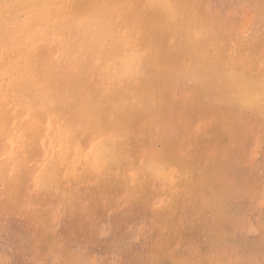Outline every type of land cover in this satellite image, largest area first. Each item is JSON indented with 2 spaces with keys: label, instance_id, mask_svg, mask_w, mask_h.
<instances>
[{
  "label": "rangeland",
  "instance_id": "374dc122",
  "mask_svg": "<svg viewBox=\"0 0 264 264\" xmlns=\"http://www.w3.org/2000/svg\"><path fill=\"white\" fill-rule=\"evenodd\" d=\"M0 6V264H264V94L247 91L264 87V0ZM99 138L124 162L98 169Z\"/></svg>",
  "mask_w": 264,
  "mask_h": 264
},
{
  "label": "bare ground",
  "instance_id": "6f19581e",
  "mask_svg": "<svg viewBox=\"0 0 264 264\" xmlns=\"http://www.w3.org/2000/svg\"><path fill=\"white\" fill-rule=\"evenodd\" d=\"M5 1V0H4ZM28 2H30L31 0H27ZM33 1V0H32ZM45 1V0H44ZM50 1V0H49ZM35 2H36V0H35ZM37 2H38V0H37ZM184 2V1H183ZM43 3H45V2H43ZM108 3V2H107ZM185 3H187V1H185ZM189 3V2H188ZM187 3V4H188ZM183 5H184V3H182ZM187 4H185L184 6H186ZM179 5H181V3L179 4ZM182 5V6H183ZM257 5V4H256ZM5 7V6H4ZM7 7V6H6ZM32 7V6H31ZM37 7V6H36ZM41 7V6H40ZM105 7H106V4H105ZM111 7V5L109 6V8ZM187 7V6H186ZM197 7V6H196ZM10 8V7H9ZM9 8H7V9H9ZM39 8V7H38ZM44 8H45V6H44ZM185 8V7H184ZM258 8V7H257ZM23 9V8H22ZM0 10L2 11V7L0 6ZM19 10V9H18ZM24 10V9H23ZM38 10V9H37ZM91 9H89V11H90ZM7 11V10H6ZM11 11H12V9H11ZM29 11V10H28ZM42 11V10H41ZM44 11V10H43ZM137 11H139V10H137ZM136 11V12H137ZM104 12H106V11H104ZM140 12V11H139ZM107 13V12H106ZM108 13H109V11H108ZM198 13H200V11L198 12ZM2 14V13H1ZM14 14H15V12H14ZM32 14H34L33 12H32ZM44 14V13H43ZM138 14V13H137ZM141 14V13H140ZM36 14H34V15H32V16H35ZM110 15H111V13H110ZM6 16H7V14H6ZM38 17H39V15H38ZM110 17V16H109ZM193 17V16H192ZM31 18V17H30ZM108 18V17H107ZM112 18V17H111ZM114 18V17H113ZM115 19V18H114ZM192 19H194V17L192 18ZM8 19H6V20H4L5 22L7 21ZM99 20H101V19H98L96 22H99ZM216 20V19H215ZM3 21V20H2ZM3 21V22H4ZM104 21V20H103ZM109 21V20H108ZM176 21V20H175ZM191 21V20H190ZM101 22V21H100ZM178 22V21H177ZM213 22V21H212ZM102 24H103V22H101ZM105 23H106V21H105ZM111 23V22H110ZM179 23V22H178ZM180 23H181V21H180ZM100 24V23H99ZM112 24V23H111ZM177 24V23H176ZM176 24L174 25V23L172 24V25H174V27H176ZM182 24V23H181ZM187 24V26H189L188 25V23H186ZM127 25H128V23H127ZM6 26V25H5ZM108 26H110L109 25V23H108ZM131 26H133V25H131ZM178 26V25H177ZM180 26V25H179ZM182 26V25H181ZM186 26V25H185ZM186 26V27H187ZM1 27H2V25H1ZM7 27V26H6ZM98 27V26H97ZM120 27V26H119ZM135 27V26H134ZM139 27V26H138ZM138 27H136V28H138ZM185 27V28H186ZM76 28V27H75ZM116 28H118V27H116ZM130 28H132V27H130ZM99 29V28H98ZM103 29V28H102ZM102 29H101V31H102ZM133 29V28H132ZM138 29H140V28H138ZM72 30H74V29H72ZM106 30V29H105ZM124 30V29H123ZM129 30V29H128ZM131 30V29H130ZM192 30L193 29H190V32H191V41L193 40L192 39V36H193V33H192ZM4 31V30H3ZM2 31V32H3ZM107 31V30H106ZM96 32V31H95ZM103 32V31H102ZM209 32V31H208ZM93 33V32H92ZM204 33V32H203ZM87 33H85V35H86ZM94 34H96V33H94ZM100 34H101V32H100ZM209 34V33H208ZM79 35V34H78ZM80 35H81V33H80ZM79 35V36H80ZM202 35V34H201ZM83 36H84V34H83ZM209 36H210V34H209ZM208 36V37H209ZM9 37V36H8ZM216 37V36H215ZM82 38V37H81ZM190 38V37H189ZM85 39V38H84ZM94 39V38H93ZM98 39V38H97ZM186 39V38H185ZM81 40V39H80ZM96 40V39H95ZM101 40V39H100ZM185 41H187V40H185ZM184 41V42H185ZM91 42V41H90ZM188 42V41H187ZM193 42V41H192ZM8 43V42H7ZM79 43H80V41H79ZM82 43V42H81ZM85 44H88V43H85ZM184 44V43H183ZM188 44V43H187ZM186 44V45H187ZM80 45V44H79ZM81 45H83V44H81ZM117 45V44H116ZM186 45H184V48H185V46ZM194 45V44H193ZM90 46V45H89ZM88 46V47H89ZM119 46V45H118ZM170 46V45H169ZM83 47V46H82ZM123 47V46H122ZM188 47V46H187ZM86 48V47H85ZM84 48V49H85ZM172 48V47H171ZM192 48V47H191ZM173 49V48H172ZM93 50V49H92ZM109 50V49H108ZM118 50V49H117ZM184 50V49H183ZM191 50V49H190ZM84 51V50H83ZM88 51H90V50H88ZM110 51V50H109ZM119 51V50H118ZM121 51V50H120ZM85 52V51H84ZM83 52V54H85ZM111 52V51H110ZM113 52V51H112ZM188 52H189V50H188ZM187 52V53H188ZM257 52V51H256ZM184 53V52H183ZM187 53H185V55H179L180 57H185L186 55H187ZM251 52H249V53H247V55L248 54H250ZM255 53V52H254ZM258 53V52H257ZM259 53H260V51H259ZM259 53H258V55L257 56H259ZM87 54V53H86ZM180 54V53H179ZM245 54V53H244ZM252 54H253V52H252ZM112 55V54H111ZM178 55V54H177ZM251 55V54H250ZM263 55V54H262ZM261 55V56H262ZM176 56V55H175ZM187 56H189V55H187ZM246 56V55H245ZM244 55H243V57H245ZM264 56V55H263ZM179 57V58H180ZM248 57V56H247ZM187 58V57H186ZM185 59V58H184ZM181 60H183V59H180V61ZM178 60H176V62H177ZM200 62V61H199ZM142 63V62H141ZM173 64V63H172ZM178 64V63H177ZM174 65V64H173ZM202 65V64H201ZM141 66V65H140ZM176 66H178V65H176ZM180 66V65H179ZM137 67V66H136ZM261 67V66H260ZM262 67H264V66H262ZM132 68V67H131ZM135 68V67H134ZM134 68H133V70H134ZM141 68H144V67H141ZM147 68V67H146ZM194 69V68H193ZM192 69V70H193ZM214 69H215V67H214ZM145 70V69H144ZM190 70V69H189ZM199 71V70H198ZM135 72V71H134ZM145 72V71H144ZM145 74H147V73H145ZM191 77V76H190ZM212 79V81H215V79H216V74L211 78ZM189 83V82H188ZM164 84H165V81H164ZM163 83H162V85H164ZM249 86V89L247 90L248 92H249V95H250V97H252V95H254V94H258V92H259V94H264V87L263 88H259L258 89V91H256V90H254L255 89V87H254V85H253V83L251 84V85H248ZM162 87V86H161ZM175 87H178V86H175ZM164 89L165 88H167V87H163ZM160 89V88H159ZM158 89V90H159ZM169 90V89H168ZM156 91V90H155ZM162 91L163 90H161V93H162ZM179 91V90H178ZM172 92H174V90H172ZM168 93H169V91H168ZM177 92H175L174 94H176ZM172 94V93H171ZM173 95V94H172ZM171 95V96H172ZM181 95V94H180ZM174 96H176V95H173V99L175 98L176 99V97H174ZM177 96H179L178 95V93H177ZM183 96V95H182ZM73 97V96H72ZM160 97V96H159ZM161 98V97H160ZM168 98H170V96L168 97ZM171 99V98H170ZM174 99V100H175ZM178 99H180V98H178ZM56 100H58V99H56ZM235 99H232V101H234ZM77 101V100H76ZM160 101V100H159ZM163 101H164V99H163ZM57 102V101H56ZM156 102V101H155ZM57 103H59V101L57 102ZM68 103V102H67ZM75 103V102H74ZM149 103H151V102H149ZM73 104V103H72ZM156 104V103H155ZM164 104V103H163ZM67 105V104H66ZM151 105H149V107H150ZM78 107V106H77ZM156 108V107H155ZM150 109V108H149ZM159 109V108H158ZM163 109V108H162ZM161 109V111H163ZM75 111V110H74ZM219 112H220V110H219ZM101 116V115H100ZM103 117V116H102ZM220 117H221V115H220ZM218 118H219V116H218ZM77 119V118H76ZM72 120V119H71ZM74 120V119H73ZM102 121L104 120V118L103 119H101ZM105 121V120H104ZM69 121H67V123H68ZM82 122V121H81ZM66 123V124H67ZM78 123H80V122H78ZM101 123H103V122H101ZM68 125V124H67ZM76 125H77V123H76ZM111 125V124H110ZM68 126H70V127H68L69 129L68 130H66L65 131V133H64V135H66L67 137H71L73 134H75V132H76V130H77V128L78 127H81V125L80 126H75L74 124H72V126H71V124L70 125H68ZM82 126H83V124H82ZM65 127H66V125H65ZM101 127H103L104 128V126H101ZM148 128L149 127H147V130H148ZM89 129H91V128H89ZM93 129V128H92ZM146 130V132H148ZM89 131V130H88ZM95 131V130H94ZM101 131V130H100ZM93 132V131H92ZM103 132H107V131H103ZM102 132V133H103ZM108 133V132H107ZM101 134V133H100ZM152 134V133H151ZM103 135V134H102ZM155 135V134H154ZM150 136H152V135H149V137ZM100 137V136H99ZM102 137V136H101ZM100 137V138H101ZM107 137V136H106ZM99 138V140L100 141H97L98 142V145H99V149H98V151L97 152H95V153H92V156H91V159L90 160H92V162H93V164H95V166L98 168V169H101V168H105V167H111L112 166V164H115V163H123L124 162V159H125V156H126V154H127V151L125 150V148L123 147V145L121 144H119V143H117L115 140H113V141H110V140H103L102 141V139H100ZM135 138V137H134ZM71 139V138H70ZM128 139V138H127ZM133 139V138H132ZM136 139V138H135ZM138 139V138H137ZM154 139V138H153ZM153 139H152V141H153ZM140 140V139H139ZM142 140H143V138H142ZM149 140H150V138H149ZM97 142H95V144L97 143ZM127 142L128 143H131L132 142V140H127ZM138 142V141H137ZM197 142H198V140H197ZM138 143H140V142H138ZM150 143V142H149ZM132 144H134V143H132ZM131 144V145H132ZM151 144V143H150ZM149 144V145H150ZM137 145V144H136ZM130 146V145H129ZM128 146V147H129ZM134 146V145H133ZM136 147V146H135ZM134 147V148H135ZM171 147H172V145H171ZM170 147V148H171ZM180 147V146H179ZM133 148V149H134ZM185 148V147H184ZM168 149H169V146H168ZM180 149V148H179ZM151 150V149H150ZM175 150V149H174ZM181 150V149H180ZM179 150V151H180ZM152 151V150H151ZM169 151H171V150H169ZM183 151V150H182ZM182 151H181V153H182ZM145 152V151H144ZM143 152V153H144ZM153 152V151H152ZM173 152V151H172ZM176 152H177V149H176ZM149 153V152H148ZM177 153H179V152H177ZM181 153H179V154H181ZM86 154V153H85ZM147 154V153H146ZM162 154V153H161ZM174 154H175V152H174ZM173 154V155H174ZM188 154H190V153H188ZM196 154V153H195ZM151 155H152V153H151ZM183 154H181L180 156H182ZM187 155V154H186ZM186 155H184V156H186ZM189 156V155H188ZM191 156V155H190ZM179 157V156H178ZM177 157V158H178ZM142 158V157H141ZM171 158V157H170ZM180 158V157H179ZM186 158H191V157H187L186 156ZM185 159V158H184ZM187 159V160H188ZM89 160V159H88ZM186 160V159H185ZM191 159H189V161H190ZM142 161V160H141ZM171 163V162H170ZM5 167H8V171L5 173L6 175H10L11 176V167L9 166V164L7 163L6 165H5ZM151 172H153V168H149L148 166H147V168L145 169V170H143L142 171V174H146V173H151ZM126 174V173H125ZM59 164L55 161V162H53L51 165H49L46 169H42V171H41V173H40V175H39V177H37L36 178V185H37V187L41 190V192H45V193H47V194H51V193H53V190L51 189V188H53V187H55L56 185L55 184H57V181L59 180ZM52 178H54V179H52ZM124 180H126L125 178H123ZM108 185V184H107ZM106 185V186H107ZM10 187H11V185H8V186H6L5 187V184H4V188H3V191H2V193H3V195H2V197H8L9 196V194H10ZM75 186L73 185V184H68V185H65V187L64 188H62L61 189V187H60V189H59V194L61 195V196H63V197H67L71 192H72V190H73V188H74ZM226 188V187H225ZM219 228H221V227H219ZM228 233H231L232 231L231 230H228L227 231ZM74 234V233H73ZM69 236H71V235H69ZM73 236V235H72ZM64 238V237H63ZM72 238V237H71ZM73 238H74V236H73ZM81 238V237H80ZM52 239L54 240L55 239V237L53 236V235H46V236H42L41 237V243H40V246L42 247L41 248V250H40V252L43 254L44 253V248H47V247H49V243H52L51 241H52ZM73 240V239H72ZM78 240V239H77ZM79 241V240H78ZM216 241V240H215ZM57 242H59V240H57ZM13 246L15 247V249L19 252V250L22 248V243L21 242H18V243H14L13 244ZM205 246H206V244H205ZM184 248V247H183ZM190 248V247H189ZM39 249V248H38ZM213 249V248H212ZM252 249V248H251ZM184 250H187V248L185 249L184 248ZM183 250V251H184ZM148 253V252H147ZM150 253V252H149ZM187 253H188V251H187ZM247 253V252H246ZM245 253V254H246ZM126 255V254H125ZM148 255V254H147ZM151 255V254H150ZM149 255V256H150ZM153 255V254H152ZM152 255H151V257H152ZM148 256V258H150ZM246 256V255H245ZM248 256V255H247ZM246 256V257H247ZM18 257H20V256H18ZM40 257V256H39ZM154 257H155V253H154ZM258 257H260V255L258 256ZM21 258V257H20ZM41 258V257H40ZM50 258V257H49ZM186 258V257H185ZM176 260V259H175ZM50 261V260H49ZM53 261H54V259H53ZM143 261H144V263H142V264H150V263H147L148 262V260L146 261V259L144 258L143 259ZM41 262V261H40ZM39 262V263H40ZM127 262H129V259H128V261ZM167 262V261H166ZM243 262V261H242ZM173 263V262H172ZM178 263H180V262H178ZM67 264V263H66ZM174 264V263H173Z\"/></svg>",
  "mask_w": 264,
  "mask_h": 264
}]
</instances>
